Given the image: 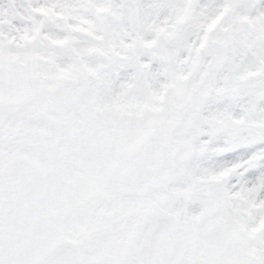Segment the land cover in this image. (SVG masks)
I'll return each instance as SVG.
<instances>
[{
    "label": "snow or ice",
    "instance_id": "6c2138e0",
    "mask_svg": "<svg viewBox=\"0 0 264 264\" xmlns=\"http://www.w3.org/2000/svg\"><path fill=\"white\" fill-rule=\"evenodd\" d=\"M0 264H264V0H0Z\"/></svg>",
    "mask_w": 264,
    "mask_h": 264
}]
</instances>
